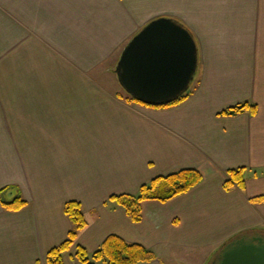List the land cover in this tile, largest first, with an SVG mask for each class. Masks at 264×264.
I'll return each mask as SVG.
<instances>
[{
    "label": "crops",
    "instance_id": "crops-1",
    "mask_svg": "<svg viewBox=\"0 0 264 264\" xmlns=\"http://www.w3.org/2000/svg\"><path fill=\"white\" fill-rule=\"evenodd\" d=\"M160 16L199 47L190 96L163 108L130 101L108 75ZM241 102L256 113L220 115ZM240 167L245 187L226 189ZM183 168L203 180L143 201L139 222L110 199ZM263 193L264 0H0V264H47L73 227L70 200L90 252L116 234L158 255L140 264H213L235 238L264 236V202L251 200ZM18 194L27 204L6 208ZM75 249L64 264H84Z\"/></svg>",
    "mask_w": 264,
    "mask_h": 264
},
{
    "label": "water",
    "instance_id": "water-1",
    "mask_svg": "<svg viewBox=\"0 0 264 264\" xmlns=\"http://www.w3.org/2000/svg\"><path fill=\"white\" fill-rule=\"evenodd\" d=\"M198 68L199 47L192 30L176 18L160 16L128 42L114 72L127 94L144 104L163 105L190 90ZM213 264H264V236L235 238Z\"/></svg>",
    "mask_w": 264,
    "mask_h": 264
},
{
    "label": "trees",
    "instance_id": "trees-1",
    "mask_svg": "<svg viewBox=\"0 0 264 264\" xmlns=\"http://www.w3.org/2000/svg\"><path fill=\"white\" fill-rule=\"evenodd\" d=\"M180 21V20H179ZM185 24V23H184ZM191 93V89L178 99L163 105H148L127 95L130 101L141 103L151 107H171L185 101ZM252 108L256 113L257 106L250 102H241L230 106L220 112V115H237L246 109ZM245 167L235 168L228 171V179L225 188L230 189L234 185L245 187ZM203 180V174L196 168H183L167 175L158 176L149 183L141 186L137 194H121L111 196V200L122 206L130 219L139 222L142 219V202L149 199H157L163 202L169 201L181 194L188 192ZM9 187L3 188L5 192ZM255 203L264 202V193L251 198ZM6 208L19 210L27 202L18 194L11 200H5ZM64 211L73 222V227L69 231L66 240L54 246L46 256L47 264H64L63 254L75 246V256L84 264H140L151 262L158 258L156 252L142 244L132 243L119 235H109L102 245L93 252L88 251L84 246L76 244L80 231L88 225V221L82 210V204L78 200H70L65 204Z\"/></svg>",
    "mask_w": 264,
    "mask_h": 264
},
{
    "label": "rangeland",
    "instance_id": "rangeland-1",
    "mask_svg": "<svg viewBox=\"0 0 264 264\" xmlns=\"http://www.w3.org/2000/svg\"><path fill=\"white\" fill-rule=\"evenodd\" d=\"M116 65H117V64H116ZM111 66H112V67L110 68L111 73H109L108 75L111 76V77L113 76V78H114V75L117 77L116 73L114 72V69H115L116 66L114 67V66L112 65V62H111ZM118 82H119V81H118ZM115 88H117L118 91L121 90L120 92L125 93L126 95H128V94L125 92V90L122 88L121 85L118 84Z\"/></svg>",
    "mask_w": 264,
    "mask_h": 264
}]
</instances>
